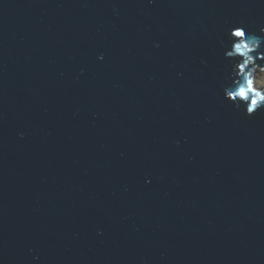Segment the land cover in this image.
Masks as SVG:
<instances>
[{
	"label": "water",
	"instance_id": "95a60500",
	"mask_svg": "<svg viewBox=\"0 0 264 264\" xmlns=\"http://www.w3.org/2000/svg\"><path fill=\"white\" fill-rule=\"evenodd\" d=\"M240 23L264 0H0V264H264Z\"/></svg>",
	"mask_w": 264,
	"mask_h": 264
},
{
	"label": "clouds",
	"instance_id": "9594fccd",
	"mask_svg": "<svg viewBox=\"0 0 264 264\" xmlns=\"http://www.w3.org/2000/svg\"><path fill=\"white\" fill-rule=\"evenodd\" d=\"M260 32L264 33V28ZM226 35L230 47L223 40L220 43L225 58L230 61V72L225 80L231 83H221L223 97L235 108L243 109L246 115L251 116L264 109V35L248 31L243 23L232 26ZM98 59H103V55ZM258 60L261 63H257Z\"/></svg>",
	"mask_w": 264,
	"mask_h": 264
}]
</instances>
